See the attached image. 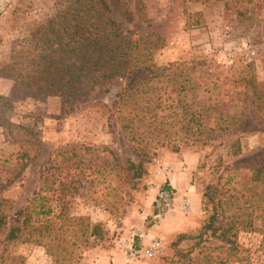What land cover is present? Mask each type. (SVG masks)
<instances>
[{
	"label": "rangeland",
	"instance_id": "1",
	"mask_svg": "<svg viewBox=\"0 0 264 264\" xmlns=\"http://www.w3.org/2000/svg\"><path fill=\"white\" fill-rule=\"evenodd\" d=\"M127 1L134 20L113 4L112 16L124 31L160 38L153 70L185 62L176 81L186 91H170L175 79L166 76L151 88L163 102L157 115L171 122L166 144L149 133V142L131 139L118 119V94L142 82L143 69L101 80L73 104L20 85L13 91V78L0 75V201L6 199L7 216L0 264H264V4L256 0L255 17L263 20L249 27L226 0ZM56 12V0H0V64L11 63L19 40ZM202 61L212 73L207 83ZM202 106L210 108L204 116ZM141 160L146 172L138 178L130 165ZM164 189L174 199L158 213ZM35 196L42 200L31 207V227L6 242L10 227L24 225L16 211ZM41 205L52 212H40ZM153 238L163 241L160 255H129Z\"/></svg>",
	"mask_w": 264,
	"mask_h": 264
},
{
	"label": "trees",
	"instance_id": "2",
	"mask_svg": "<svg viewBox=\"0 0 264 264\" xmlns=\"http://www.w3.org/2000/svg\"><path fill=\"white\" fill-rule=\"evenodd\" d=\"M259 1L264 4V0ZM111 4L119 8L127 21L134 20L133 10L127 0H56L55 16L46 23H40L31 36L19 40L12 62L0 64V75L13 78V91L16 85H20L36 97L60 95L64 102L73 104L86 97L99 81L124 77L137 68L143 69L146 71L145 79L128 85L118 94V110L122 114L118 119L131 139L148 141L146 133H149L151 141L165 145L170 135L165 125L171 122L166 116L157 115V109L163 102L158 92L152 97L151 88L166 76L175 79L170 91H176L177 96L186 91L187 84L176 81L177 66H183L185 62H173L155 72L151 55L160 38L155 36L156 39L148 33L138 35L131 30H122L112 16ZM255 4L256 0L224 2L225 8L235 14L236 20L239 23L249 21V27L254 24L257 26L263 20L255 17ZM195 24H199L198 21ZM197 65L201 67L202 81L207 83L212 73L203 71L204 61ZM140 102L145 105L142 106ZM182 102L183 98H179L176 105L180 106ZM168 106L173 107V104ZM206 109L210 110L205 106L200 107V116L206 114ZM223 116L221 114L218 117ZM198 122L201 127V119ZM140 127L144 129L140 130ZM196 130L203 132L200 128ZM130 166L134 169L135 177L140 178L146 172L144 160L137 164L131 163ZM38 199L42 200L41 197H33L31 206L29 204L25 209L16 211L17 216H24V225L10 227L4 238L6 242L19 238L21 235L18 232L31 227V207L34 208V202ZM5 200L0 201V233L7 226V216L2 212ZM40 212L50 214L52 209H44V205H41ZM205 227L213 228L212 219ZM183 237L184 234H181L179 240Z\"/></svg>",
	"mask_w": 264,
	"mask_h": 264
},
{
	"label": "built area",
	"instance_id": "3",
	"mask_svg": "<svg viewBox=\"0 0 264 264\" xmlns=\"http://www.w3.org/2000/svg\"><path fill=\"white\" fill-rule=\"evenodd\" d=\"M172 192L169 189H164L159 193L158 200L156 201L157 212L161 213L172 205L173 203ZM191 203V197L186 194L183 198L182 209L187 211ZM163 241L161 238H153L148 246L139 248H132L129 250V255L134 256L139 254V257L150 258L157 257L163 251ZM112 264V263H107Z\"/></svg>",
	"mask_w": 264,
	"mask_h": 264
},
{
	"label": "crops",
	"instance_id": "4",
	"mask_svg": "<svg viewBox=\"0 0 264 264\" xmlns=\"http://www.w3.org/2000/svg\"><path fill=\"white\" fill-rule=\"evenodd\" d=\"M170 178H171V177H170ZM184 180H187L186 176H183V177H180V178L177 177L175 182H176L178 185H181V184L184 183ZM169 185L172 186V188H174L175 190H177V185H175V184L172 183L171 181H169ZM169 185H168V186H169ZM180 187H181V186H180ZM186 187H187V182H186ZM186 187H185V188H186ZM179 191H181V190H179ZM184 191H185V190H184ZM175 193H176V192H175ZM178 196H181V195L178 194ZM151 212H152L151 210L148 211L149 214H150ZM153 213H155V212H153ZM166 223H168V221H167ZM166 223H165V224H166ZM165 224H164V225H165ZM162 226H163V225H162ZM157 227H158V226H157ZM158 228H159V232H160V230L163 231V228H162V227L159 226ZM158 228H157V229H158ZM159 232H158V233H159ZM145 237L147 238V235H146V234H144V238H145ZM151 238H152V237H151ZM142 240H143V239H142ZM144 240H145V239H144ZM118 256H122V255H118ZM122 257H123V259L125 260V258H124L125 256L123 255ZM125 264H126V263H125Z\"/></svg>",
	"mask_w": 264,
	"mask_h": 264
}]
</instances>
